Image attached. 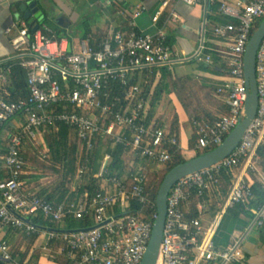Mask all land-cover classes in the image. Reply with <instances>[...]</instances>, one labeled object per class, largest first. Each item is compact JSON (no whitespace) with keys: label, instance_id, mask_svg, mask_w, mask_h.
Here are the masks:
<instances>
[{"label":"built area","instance_id":"built-area-1","mask_svg":"<svg viewBox=\"0 0 264 264\" xmlns=\"http://www.w3.org/2000/svg\"><path fill=\"white\" fill-rule=\"evenodd\" d=\"M170 1L173 0H163L153 16L154 23ZM174 1L194 5L202 0ZM220 11L236 20L213 29L214 35L224 43L210 46L203 37L191 53L175 50L168 43L164 29L139 32L133 21L129 28L114 30L97 47L89 39L73 44L66 37L58 38L46 23L33 31L25 18L19 19L15 31L9 30L13 54L7 60H14L25 69L29 95L9 100L1 94L9 83L11 67L3 64L6 60L0 61V125L11 124L14 128L8 132L6 153L0 155V167L9 172V177L0 182L2 260L14 261L10 244L1 232L2 228L10 227L63 241L65 246L60 252H65L75 264L141 263L157 217V209L150 216L145 214V209L156 207V201L153 204L146 191V174L142 168L118 176L109 171L107 155L97 174L101 180L99 191L86 193L78 201L54 204L28 189L24 179L29 174L28 163L21 147L26 142L43 146L42 153L46 156L47 127L63 123L75 129L86 154L92 151L99 135L113 139L137 158L160 167L170 160L169 147L178 146V139L154 122H147L149 98L129 75L145 68L172 70L191 62L211 64L215 54L226 60L228 75L217 86L216 94L223 99L227 111L213 122L194 120L198 135L194 151L205 152L220 145L245 116L248 89L244 56L254 24L264 19V0H238L235 4L223 1ZM179 18L178 13H172V21ZM256 73L257 114L239 146L220 163L183 177L170 189L157 264H246L239 241L221 249L214 237L226 210L241 203L252 212L257 227L264 228V200L251 204L256 200L253 185L243 172H238L244 161L245 169L258 176L264 193V171L253 160L264 143V38L257 53ZM88 171L87 163L80 164L77 180L82 181ZM223 173L230 179V188L205 228L202 215L208 208L207 199L214 194L221 196ZM135 203L141 207L134 206ZM193 204L198 217L189 216ZM39 215L55 226H37L31 217ZM89 215L94 219L93 226L59 227L67 217L82 219Z\"/></svg>","mask_w":264,"mask_h":264},{"label":"crops","instance_id":"crops-1","mask_svg":"<svg viewBox=\"0 0 264 264\" xmlns=\"http://www.w3.org/2000/svg\"><path fill=\"white\" fill-rule=\"evenodd\" d=\"M223 1L235 4L238 0H202L194 5L173 0L164 9L159 21L154 23L153 16L163 0H0V61L9 59L13 54L12 35L9 30L15 31L19 19L25 18L20 9L21 5L25 3L37 2L41 10L37 15L38 24H48L52 28L54 36L58 37L56 34L60 33L61 36L58 38L66 37L73 44L79 42L80 39H89L91 43L101 42L105 36H108L114 30L129 28L130 22L133 21L139 32L155 33L160 28L164 29L168 43L175 50L191 53L197 48L203 37L210 46L224 43V40L217 38L213 33L215 26L223 24L222 20L228 17L220 11ZM97 10L100 12L98 19L93 18L94 12ZM139 10H141L140 14L135 16V12ZM173 12L178 13L180 16L176 21L171 20ZM60 17H62V23L58 22ZM27 21L30 23L29 20ZM205 71L204 74H194L189 69V71L184 70L179 74L174 68L175 75L178 77H199L205 83L215 86L214 96L221 104L220 109L223 112L218 111L216 107L207 108V111L218 117L227 111L223 99L216 94L217 86L228 75L226 60L215 54L214 61L211 64H206ZM141 75L142 81H144L145 74L142 73ZM2 92L6 94L7 91L2 89ZM170 94H163L152 114L151 122L176 136L178 139L177 149L185 158H192L196 154L194 146L198 139L194 120L200 119L191 117L179 99L174 104L176 106L169 107ZM147 97L151 102L152 94ZM12 128L1 130L4 135L0 140V155L6 153L8 132H13ZM128 154L131 155L128 162L130 166L136 168V170L142 168L146 176L149 172L148 168L151 166L157 168L152 161L137 158L130 152ZM253 160L262 169V159L258 152H256ZM244 165L245 162L243 161L238 167V172H243L252 185L256 182L260 183L258 176L254 172L245 169ZM24 179L28 189L33 192L34 189L40 187L41 184L38 183H41L43 176L38 179L35 176H25ZM260 187L262 189L261 183ZM228 191L229 189L227 193ZM227 193L225 195L221 193V196L214 194L207 199L208 208L202 215L205 228L208 227L210 220L220 209L222 197L224 198ZM66 226V220L59 225L64 229ZM1 232L8 240L16 262L21 264L23 261L25 264H75L65 252H60V248L65 246V243L61 240L49 239L44 233L27 234L22 230L10 227L2 228ZM34 235H36V238L30 244L29 239ZM214 240L221 249L239 241L245 255L246 264H264V228L257 227L254 223L253 214L247 207L246 209L241 206L228 208ZM14 261L6 262L0 257V264H16Z\"/></svg>","mask_w":264,"mask_h":264},{"label":"trees","instance_id":"trees-1","mask_svg":"<svg viewBox=\"0 0 264 264\" xmlns=\"http://www.w3.org/2000/svg\"><path fill=\"white\" fill-rule=\"evenodd\" d=\"M222 22H236V20L226 17L222 20ZM259 23L260 22L257 23V26L259 25ZM56 35L58 37L61 36L60 33ZM99 43L100 42L95 41L91 44L97 47ZM3 64L5 66H10L11 72L9 76V83L5 87L7 94L3 92L1 94L9 100H17L20 98L27 97L29 95V89L27 85V73L25 69L16 64L14 60H6ZM202 67L206 69V64H202ZM142 73L145 74L144 81H142L141 78ZM157 74H161V78L158 84L154 86V90L152 91L154 82L157 78ZM171 78H174L176 82L172 83L170 81ZM131 81L137 82L141 85L142 93L145 94V97L152 94L147 122L151 121L152 114L164 93L169 94L174 92L182 103L185 110L189 112L191 117L196 119L213 122L217 117L213 116L210 112L207 111V108L210 107H216L218 111L223 112V110L220 109L222 107L221 104L218 102L214 95L209 94L210 101L203 102L202 98L200 96L198 97L195 94L196 91L193 92L194 86L197 81L194 77H178L177 75H175L174 69L169 70L167 68L158 67L145 68L144 71L135 72V75L131 78ZM199 85L202 89L209 87L215 92V86L207 84L204 81ZM186 94H188V96ZM186 98H190V101L187 102ZM5 127L11 129L12 125H0V130L4 129ZM45 143L48 147L46 156H43L41 158L37 157V162L33 160L34 163H32V167L37 168L39 167L40 163L43 166L41 168H50L59 176L54 182H51L46 185L41 184L40 187L38 189H34L33 192L54 204L78 201L79 199L83 198L86 193L92 195L99 191L101 189V180L97 176V174L107 155L110 156L108 168L111 173L116 174L118 176H124L129 175L136 170V168L130 166L128 163V158L131 157V155L128 154L130 150L124 145L116 143L113 139L109 137L98 135L94 140V147L92 151L89 152V154L83 152V156L82 158H80L81 142L76 134V131L74 128L63 123L47 127L45 131ZM25 144L26 143H23L21 151L25 159L30 161V158L27 157V154L24 151ZM210 150L212 149H208L205 152L197 151L195 156L193 157L199 156ZM169 151L171 153V158L166 163L160 166V172L153 173V177H151L148 172L146 176V191L149 194L151 200L153 201V204L156 201V195L159 186L167 172L171 170L174 166L184 161H187L188 159H191L185 158L176 146H170ZM257 152L262 159L261 167L264 171V145H260L257 149ZM47 162H50V164H48ZM83 163L88 164L89 171L83 178V180L80 181V183L76 182L77 188L75 190H72L70 184L74 181L76 177L78 166ZM42 176L43 174H39L35 177L38 179ZM7 177H9L8 170L0 167V182L6 179ZM152 178L153 180H151ZM221 180L222 195H225L230 186V179L226 173H223ZM253 188L256 194V200L251 204H257L262 202L264 200V193L260 187V183H254ZM134 206L138 208L141 207V205H138L137 203H135ZM236 206H241L243 207V209H246L247 207L246 204L243 203L237 204ZM155 211L156 207L153 206V208L149 210L145 209V214L150 216V214ZM189 216H199L198 211L195 208V204H193V208L191 209V213ZM31 220L40 228L55 226V224H53L49 220L44 219V217L41 215L37 217H31ZM66 223V229H81L93 226L94 219L92 215H89L86 218L82 219H77L73 216H70L66 218ZM35 238L36 235L31 236V238L29 239L30 244L34 242ZM23 262L22 264H25Z\"/></svg>","mask_w":264,"mask_h":264},{"label":"water","instance_id":"water-1","mask_svg":"<svg viewBox=\"0 0 264 264\" xmlns=\"http://www.w3.org/2000/svg\"><path fill=\"white\" fill-rule=\"evenodd\" d=\"M20 9L24 13L25 18L30 21V26L33 31L37 30L39 27L37 15L41 12L37 2L22 4ZM58 22L62 23V17L58 19ZM263 38L264 19L255 28L246 46L244 70L248 93L245 103L244 118L235 126V128L228 134L220 145L206 153L174 166L164 176L156 195L157 217L153 224L147 250L140 264L158 263L166 223L168 195L173 185L183 177L214 166L230 156L239 146L245 132L256 116L259 101L256 62L258 49Z\"/></svg>","mask_w":264,"mask_h":264},{"label":"rangeland","instance_id":"rangeland-1","mask_svg":"<svg viewBox=\"0 0 264 264\" xmlns=\"http://www.w3.org/2000/svg\"><path fill=\"white\" fill-rule=\"evenodd\" d=\"M99 17H100V12H98V10H97V11L94 12L93 18H97L98 19ZM261 21L262 20H257L256 21V23L253 26L254 27L253 28V31L255 30V26H257V23L258 22H261ZM189 69H190V72H193L194 74H204L206 72L205 71V68L202 67V64L201 63H196V62H194L193 64L177 65L175 67V70L179 74L181 72H183L184 70L189 71ZM134 75H135V73H131L129 75V78L134 77ZM160 78H161V74H157V78H156L153 86H156V84H158ZM195 79L197 81H196V84L194 83L195 86H194L193 92L196 91L195 94L198 97L200 96L202 98L203 102H209L210 101V95L209 94L214 95L213 89H211L209 87H207L205 89L200 88V85L199 84H201L203 82V79L202 78L200 79L199 77H195ZM170 81L172 83L173 82H176L174 78H171ZM152 90H154V87L152 88ZM171 94L169 96L170 97L169 98V103H168L169 107L172 106V105L173 106H176L174 104H176L177 103V100H178V97H177V95L174 92L171 93ZM186 95L188 96V94H186ZM186 101L189 102L190 101V98H186ZM2 135H4V134H2ZM24 151L27 154V157L30 158V161L27 160L28 167H27L26 170H27V172H29V174L26 175L27 177H33V176H36V175H39V174H43V179H42L41 183H38V184H42V185H46V184H49V183L54 182L55 180H57V178H58L59 175L56 174L50 168H41L43 166L40 163H39V167H37V168L32 167V165H33L32 163H34L33 160H35L37 162V157H40V158L43 157V153H42L43 146L36 145V144H32L30 142H26V144L24 146ZM82 156H83V151H82V149H80V158H82ZM128 159L130 160L131 157L128 158ZM47 163L50 164V162H47ZM129 168H131V167H129ZM148 169H149V174L151 175V177H153V173L160 172V167H158V166H157V168L154 167V166H151ZM151 180H153V178ZM34 181H37V180H34ZM76 182L80 183V181L77 180V178L75 177L74 181L71 182V184H70L72 190L77 188L76 187L77 186Z\"/></svg>","mask_w":264,"mask_h":264}]
</instances>
